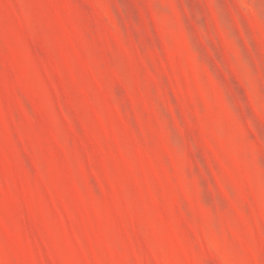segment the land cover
Wrapping results in <instances>:
<instances>
[{
  "label": "rangeland",
  "instance_id": "1",
  "mask_svg": "<svg viewBox=\"0 0 264 264\" xmlns=\"http://www.w3.org/2000/svg\"><path fill=\"white\" fill-rule=\"evenodd\" d=\"M0 264H264V0H0Z\"/></svg>",
  "mask_w": 264,
  "mask_h": 264
}]
</instances>
